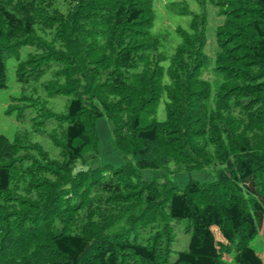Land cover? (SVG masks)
Listing matches in <instances>:
<instances>
[{
	"label": "trees",
	"instance_id": "16d2710c",
	"mask_svg": "<svg viewBox=\"0 0 264 264\" xmlns=\"http://www.w3.org/2000/svg\"><path fill=\"white\" fill-rule=\"evenodd\" d=\"M216 3L211 65L205 12L176 28L168 55L153 0H0V88L14 55L19 81L59 66L46 86L72 96L65 114L46 113L60 119L59 157L0 134V264H225L232 249L238 264H264L249 244L264 219V0ZM102 115L135 165L75 169L96 152ZM172 161L214 165L217 178L178 190L137 173ZM182 220L188 248L170 260Z\"/></svg>",
	"mask_w": 264,
	"mask_h": 264
},
{
	"label": "rangeland",
	"instance_id": "374dc122",
	"mask_svg": "<svg viewBox=\"0 0 264 264\" xmlns=\"http://www.w3.org/2000/svg\"><path fill=\"white\" fill-rule=\"evenodd\" d=\"M154 24L152 32L162 37L161 50L168 55L171 54L176 45L180 42V36L176 28L181 26L188 28L191 18L205 12L206 17V43L204 51L211 58V65L214 64L220 45L216 31L223 23L225 12L216 3V0H153ZM27 47L20 49V57L27 52ZM167 63V62H166ZM17 58L12 55L7 58V86L0 88V134L8 136L13 140L19 137L29 147L23 150L34 151L30 144H39L51 157L60 156V148L55 144L50 132L55 128L60 130V119L46 115L51 111L56 115L65 114L68 110V103L71 94L59 93L50 90L46 83L53 78V70L48 69L39 79L30 78L28 81H19L16 73ZM210 76L211 73H207ZM28 97L27 99L23 98ZM21 97V100L15 98ZM165 97L161 98L156 117L159 120L165 118ZM18 103L17 107L10 109L11 103ZM29 104L24 106V104ZM114 123L107 115H102L95 120L94 131L96 134V152L94 149H87L83 157L77 163L75 169L94 168L110 165L112 169L126 164H134L135 159L131 153L122 152L115 141ZM140 178L145 182L156 181L158 184L166 181L171 182L180 190L190 180L200 182H211L216 180L214 165L207 167L176 168L174 162L168 163L160 168H139L137 169ZM132 180L136 181L137 176ZM191 230H187V221L182 220L174 227V239L171 242L170 260H174L181 250L188 248ZM249 244L264 260V219L257 234L250 240ZM225 264H238L234 259V251L223 252Z\"/></svg>",
	"mask_w": 264,
	"mask_h": 264
}]
</instances>
